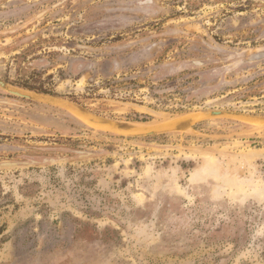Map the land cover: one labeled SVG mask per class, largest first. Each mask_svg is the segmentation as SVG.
Listing matches in <instances>:
<instances>
[{
  "label": "rangeland",
  "instance_id": "obj_1",
  "mask_svg": "<svg viewBox=\"0 0 264 264\" xmlns=\"http://www.w3.org/2000/svg\"><path fill=\"white\" fill-rule=\"evenodd\" d=\"M0 79V264H264V0H0Z\"/></svg>",
  "mask_w": 264,
  "mask_h": 264
},
{
  "label": "water",
  "instance_id": "obj_2",
  "mask_svg": "<svg viewBox=\"0 0 264 264\" xmlns=\"http://www.w3.org/2000/svg\"><path fill=\"white\" fill-rule=\"evenodd\" d=\"M0 86L3 87L6 91L9 93H12L16 96L19 97H26V98H31L35 99V95L23 92L19 89H16L6 83L5 81L0 79ZM222 117H233V118H243V119H252V120H258V121H263V119L253 116V115H248L242 112L238 111H230V110H219V111H205L201 113V119H211V118H222ZM264 124V123H263ZM169 129H153L149 130L143 133H139L140 135H154V134H159L168 131Z\"/></svg>",
  "mask_w": 264,
  "mask_h": 264
}]
</instances>
